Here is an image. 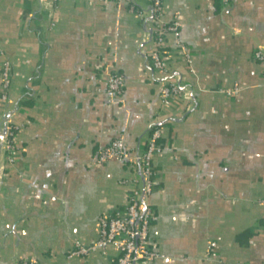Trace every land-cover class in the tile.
Here are the masks:
<instances>
[{
  "label": "crops",
  "instance_id": "crops-1",
  "mask_svg": "<svg viewBox=\"0 0 264 264\" xmlns=\"http://www.w3.org/2000/svg\"><path fill=\"white\" fill-rule=\"evenodd\" d=\"M148 3L60 0L52 18L41 0H0V70L6 57L17 106L13 145L0 141V264H110L99 250L70 256L76 243H96L100 216L125 205L122 181L134 176L97 153L120 137L137 152L155 128L150 239L161 258L140 264H264V60L254 57L264 53V0H165L166 20L179 12L195 73L174 35L166 66L197 101L169 116L139 51ZM114 69L126 86L110 102Z\"/></svg>",
  "mask_w": 264,
  "mask_h": 264
},
{
  "label": "built area",
  "instance_id": "built-area-1",
  "mask_svg": "<svg viewBox=\"0 0 264 264\" xmlns=\"http://www.w3.org/2000/svg\"><path fill=\"white\" fill-rule=\"evenodd\" d=\"M60 0H41L53 18ZM117 4L123 0H106ZM165 0H149V3L139 12L146 17L150 30L142 36L139 51L146 57L150 69L157 73L156 79L161 82L162 112L169 116L176 107L181 106L185 111L194 109L197 105L194 88L189 85L186 77L166 66V46L169 35H174L178 55L186 62L188 71L194 74L193 59L189 47L180 39L181 22L179 12H175L170 20L164 18ZM222 8H227L231 0H219ZM131 10H135L134 6ZM254 57L264 60V53L256 51ZM1 92L0 107L4 112L0 122L3 134L1 144L11 148L15 140L16 130L10 124V113L17 107L12 105L10 89L12 84V65L4 58L0 70ZM126 79L123 73L114 69L107 82V93L110 102L120 100L124 96ZM160 131L151 129L146 134V141L141 150L130 151L122 137L114 139L97 153L96 160L106 163L117 160L132 166L133 178L125 179L122 183L129 186L127 202L122 207L112 208L99 218L98 238L94 245L82 246L76 243L70 256H86L91 252L101 251L110 254V264H140L154 262L161 258L150 239V228L157 220V213L149 203L153 193L154 167L153 160L161 151L158 144ZM111 252V253H110ZM11 264H39L36 260L25 257L15 259Z\"/></svg>",
  "mask_w": 264,
  "mask_h": 264
}]
</instances>
